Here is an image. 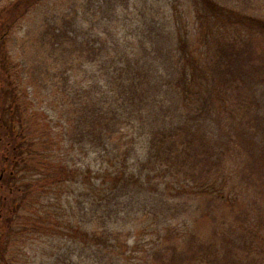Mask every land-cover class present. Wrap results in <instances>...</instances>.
Masks as SVG:
<instances>
[{
  "label": "trees",
  "instance_id": "1",
  "mask_svg": "<svg viewBox=\"0 0 264 264\" xmlns=\"http://www.w3.org/2000/svg\"><path fill=\"white\" fill-rule=\"evenodd\" d=\"M39 1L1 6L0 31ZM94 1L99 0L80 3L88 7ZM70 7L73 15L51 24L40 42L52 52L75 54L77 65L99 62L103 83L96 92V83L85 87L70 81L69 74L60 79V106L67 110L59 128L31 110L24 91L17 92L18 74L9 58L0 66V138L7 141L0 152L1 183L8 188L6 195L0 194V263L11 261L4 253L10 241L69 235L72 241L83 240L78 254L83 264H249L255 249L249 240H186L187 227L171 226L168 213L185 194L206 195L212 173L223 175L218 166L236 138L252 144L249 152L264 148L259 112L246 123L238 118L246 103L242 99L228 118L237 125L222 141L209 142L199 124H207L221 93L260 82L251 80L264 72V54L254 55L250 42L255 35L264 36V19L216 0H193L190 18L174 10L154 26L164 31L169 60L157 78L141 63L128 36L103 37L92 28L85 30V14L80 20L77 2ZM91 16L98 23L95 13ZM85 145L108 160L95 170L96 176L88 165L77 164ZM214 191L217 199L225 198L222 188ZM132 194L147 196L152 205L143 215L121 216L118 202ZM158 202L162 208L155 211ZM141 234L148 239L141 240ZM130 236L133 240H127ZM58 257L70 260L68 253Z\"/></svg>",
  "mask_w": 264,
  "mask_h": 264
},
{
  "label": "rangeland",
  "instance_id": "2",
  "mask_svg": "<svg viewBox=\"0 0 264 264\" xmlns=\"http://www.w3.org/2000/svg\"><path fill=\"white\" fill-rule=\"evenodd\" d=\"M13 1L0 0V9L1 6L4 7ZM81 1L84 0H41L10 28L4 27L0 31V66H3L2 59L9 58L14 65L12 71L18 74L17 77L13 76L16 77L14 85L17 92L20 94L24 91L30 101L31 110L44 119L45 117L50 119L56 128L60 127L62 122L60 116L67 110L65 105L60 106L62 96L58 93L62 89L58 82L64 75L69 74L70 81H78L85 87L96 83V92L98 86L103 83L99 62L87 61L84 65H77L78 59L75 54L69 57L66 52L62 54L59 51L52 52L44 48L40 42V39L42 42L45 39V36L41 37L42 33L49 30L51 24L65 22L73 15L70 6L74 2H77L80 20L81 15L85 14L81 21L85 30L92 28L93 33H99L103 37L110 36L109 34L128 36L134 43L136 54L141 57V63L150 69L147 68L152 75L155 72L157 78L169 60L164 31L154 28L155 23L159 22L160 18H167L174 10H181L183 17L190 18L187 11L193 4V0H99L84 7ZM216 1L248 16L264 19V0ZM93 13L99 19L98 23L91 16ZM68 30L69 34L73 35L72 27ZM152 37L155 38L154 42L151 41ZM138 38L143 39L144 43H138ZM194 41L196 36L193 38ZM250 43L255 51L254 55L264 54V36L255 35ZM63 50H67L66 45ZM66 69L65 73L60 74V78L58 77L60 75H56ZM37 70H40V73ZM49 75L56 77L47 80ZM253 78L251 81L260 82H244L239 85L237 91L221 93L216 101V104H219L213 110L211 118H208L207 124L199 122L209 142L222 141L226 132L230 131L229 128L237 125L235 122L234 125L231 124L228 118L232 109L237 106V101L241 99L246 103L240 108L238 118L246 123L256 111L260 114L256 118L261 120V125L264 126V72ZM6 142L5 138H0V152L4 151ZM251 145L245 137L242 140L236 138L234 147L229 144L230 151H225L218 166L223 178L217 172L212 173L209 185L206 186L209 188L206 195L185 194L180 203L169 210L168 217L171 226L187 227L186 240H235L236 244L239 240L240 243L249 240L255 247L250 252L253 258L249 264H264V170L261 169L264 165V148L254 147L249 152L248 147ZM231 148H236L237 151L233 152ZM96 150L85 145L76 160L77 164L80 162L81 165H88L93 169L92 176L97 175L95 170L108 163L106 157L96 155ZM2 165L0 157V168ZM71 187L74 188V193L79 192L75 189L76 185L71 184ZM217 187L223 189L225 196L223 200L217 199L218 193L214 191ZM3 189L1 196L7 194V186ZM72 193H69V197H74ZM62 194L67 196V190ZM150 202L147 196L132 194L121 199L118 208L122 210L121 216L132 218L143 215L142 210L145 212L150 208L152 205ZM161 208L160 202L154 207L155 211H160ZM136 229L141 231L142 228ZM218 231L224 234L218 235ZM140 238L147 240L148 236L141 234ZM120 240H125V237H120ZM127 240H133V237L130 236ZM81 242L83 243V240ZM81 242L72 241L69 235H55L53 240L34 238L13 240L8 242L4 253L11 259L7 264H78V261L81 262L79 264H83L78 255L83 247ZM60 253H68L70 260H60V256L58 257ZM81 255H85L84 252Z\"/></svg>",
  "mask_w": 264,
  "mask_h": 264
},
{
  "label": "flooded vegetation",
  "instance_id": "3",
  "mask_svg": "<svg viewBox=\"0 0 264 264\" xmlns=\"http://www.w3.org/2000/svg\"><path fill=\"white\" fill-rule=\"evenodd\" d=\"M0 172H3V175H4V167L3 166L0 168Z\"/></svg>",
  "mask_w": 264,
  "mask_h": 264
}]
</instances>
